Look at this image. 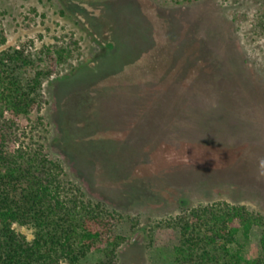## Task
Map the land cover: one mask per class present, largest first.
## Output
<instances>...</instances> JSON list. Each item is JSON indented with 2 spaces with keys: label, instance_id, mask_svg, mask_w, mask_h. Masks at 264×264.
Here are the masks:
<instances>
[{
  "label": "rangeland",
  "instance_id": "rangeland-1",
  "mask_svg": "<svg viewBox=\"0 0 264 264\" xmlns=\"http://www.w3.org/2000/svg\"><path fill=\"white\" fill-rule=\"evenodd\" d=\"M258 6L0 0V52L63 54L40 106L20 118L23 140L44 144L88 197L119 214V264H171L179 230L166 220L187 207L222 199L264 214ZM260 231L238 236L245 258L258 254Z\"/></svg>",
  "mask_w": 264,
  "mask_h": 264
},
{
  "label": "trees",
  "instance_id": "trees-1",
  "mask_svg": "<svg viewBox=\"0 0 264 264\" xmlns=\"http://www.w3.org/2000/svg\"><path fill=\"white\" fill-rule=\"evenodd\" d=\"M256 1L255 27L264 35V0ZM61 62L62 50L0 52V264H119V214L88 197L44 144L23 140L20 118L40 106L42 83ZM166 222L179 230L171 264H264V214L245 204L200 203ZM15 224L31 228L32 239ZM254 226L261 228L259 252L248 259L238 236L247 239Z\"/></svg>",
  "mask_w": 264,
  "mask_h": 264
}]
</instances>
